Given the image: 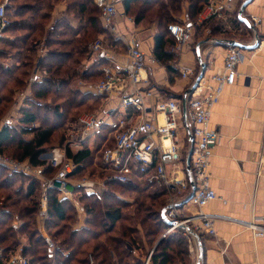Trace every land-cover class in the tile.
Returning a JSON list of instances; mask_svg holds the SVG:
<instances>
[{"label":"trees","instance_id":"1","mask_svg":"<svg viewBox=\"0 0 264 264\" xmlns=\"http://www.w3.org/2000/svg\"><path fill=\"white\" fill-rule=\"evenodd\" d=\"M59 1L62 0H10L6 6L7 16L13 22L12 29L20 32L14 41H6V45L16 48L20 57L17 56V62L11 68L0 69V73L7 78L6 81H0V95L6 92V95L0 98V105L2 101L13 99L15 90L13 87L11 89L10 85H21L23 78H28L29 74L31 75L28 84L31 85L32 98L27 99L26 105L21 109L19 128L6 126L0 129V154L7 155L5 148L14 145L20 156L16 160L20 162L28 160L33 167L45 166L46 162L40 160V157L54 148L64 146L68 136V119L73 109L82 108L88 102L103 104L105 96L96 95L90 91L91 89L87 92L71 89L75 79L89 83L90 87L94 86L103 78V68L109 66L101 56L91 67L84 66V63L94 56L91 46L100 38L90 43L94 38L92 35H104L109 40L108 44L113 47L120 44L119 40L102 27L101 10L95 0H81L83 2L81 4L75 0L67 1V15H74L73 11L77 10L79 13L76 15L84 23L83 26L74 27L68 17L63 16L54 20L53 25L47 30V24L52 21L53 12ZM211 1L125 0L123 7L125 16L132 18L138 27L157 25L158 35L155 38L154 54L161 63L169 65L174 60L167 48L175 47L176 42L169 33L168 26L180 23L177 19L183 12L184 3H188V22L193 24ZM94 13H97V16L92 15ZM44 37L46 38L43 46L48 52L44 54L40 63V70L43 73L38 78L39 81L31 82V72L38 56L36 45L42 42L38 38ZM21 52H25V55ZM14 74L19 75L15 78ZM50 101L57 103L54 107H44L47 112L43 115L44 108L41 104L42 102L48 104ZM60 101H63L62 104ZM71 118L74 119L72 116ZM106 129L109 130V135L105 137ZM28 135L31 137L26 139L25 136ZM96 138L100 142L96 144L95 141L94 151L87 147L75 154L70 149L67 150L68 158L77 166L72 177H77L81 171H85L106 140H108L106 147L112 146L114 142L108 127H105ZM100 171V178H104L106 174L104 175L101 167ZM46 172L52 177L55 170L49 168ZM25 176L29 177L16 173L9 175V170L0 166V210L10 211V214H3L0 217V245L7 256L17 248V235L13 232L11 223L12 215L18 214L23 221L20 234L27 241L24 246L25 255L31 264H53L52 254L38 226L43 216L41 210L43 187L37 179ZM143 180L144 178H136L129 184L108 181V187H118L129 193H137L134 203L131 204L143 232L137 226L121 224L134 219L125 216L121 205L117 207L112 205L119 200L113 189L106 191L102 199L87 195L81 198L84 202L86 220L84 228L80 230L74 229L77 223L75 207L67 200H60L57 190H50L45 228L57 245L56 264H89V255H92L98 264H147L148 260L150 264H192L188 242L182 230L165 238L161 236L170 224L162 217L165 205L161 202L159 211L156 209L158 206L154 205L155 203L158 205V201L167 196L165 189L150 191L151 185L148 181L146 184L142 183ZM153 207L156 211L154 215L151 211ZM138 234L144 236L139 237ZM65 253H69L66 258Z\"/></svg>","mask_w":264,"mask_h":264},{"label":"built area","instance_id":"2","mask_svg":"<svg viewBox=\"0 0 264 264\" xmlns=\"http://www.w3.org/2000/svg\"><path fill=\"white\" fill-rule=\"evenodd\" d=\"M124 1L95 0L101 10V22L104 29L113 33L117 40L126 45L129 61L126 65L115 64L104 67L103 78L91 89L99 96L119 94L118 104L100 117L93 114L81 115L78 125L82 131H72L64 148L53 149L48 158L44 157L45 153L40 157L42 161H49V165L33 167L28 160L15 161L0 154V166L11 172L31 176L42 184L41 210L43 216L40 221V233L52 254L53 264H56L57 245L45 228L48 218V192L57 190L60 200H67L75 207L77 217H86L85 207L81 204L80 197H77L69 181L77 166L68 158L67 150L78 152L86 147L89 148V145L95 141L91 138L97 136L105 127L110 128L114 139L112 146L106 147V144H103L100 151V161L105 169L103 171L110 175L107 180L129 184L136 178H144L149 183L158 184L167 189L170 203L166 207L165 217L169 224L175 226L168 230L163 238L175 228L180 229L182 226L181 230L185 235L193 236L194 232L190 224H198L196 226L198 229L215 235L214 222L219 217L208 215L203 211L204 207L218 199L216 192L210 187V181L212 177L211 159L220 137L210 129V119L213 108L220 102L225 87L235 82L236 69L242 59L241 53L237 49L228 52L223 71L212 77L216 86L209 87L206 94H203V79L192 93L191 87L185 94L184 102L187 111L185 123L188 129L186 134L189 133L194 142L193 144L191 142L189 147V154L192 151V159L188 173L184 165L185 145L181 136L182 103L174 99L156 100L155 118L152 121L146 119L145 99L153 98L155 95L151 90L144 91L140 88L142 84L148 83L147 55L139 47L137 39L123 34L116 23L118 10ZM239 1L243 0H212L200 14L197 24L203 26L212 19L223 17L226 12H231L234 3ZM6 6L7 1L0 4V38L10 24L7 19ZM253 21L257 22V19L253 18ZM196 27L191 23H175L168 26L169 33L175 39L177 50L192 41L197 32ZM106 48L103 40L99 39L91 46V51L108 57ZM182 75L184 78H190L192 72L183 71ZM131 111L141 113V117L133 123L129 119ZM7 125L9 123H5L4 127ZM48 168L55 170L54 176H47ZM258 177H264V156L259 163ZM104 183L84 179L75 188L82 189L85 195L96 196L99 190H102ZM174 193L182 195V200L175 199ZM188 198H191L189 204L196 209V212L184 218L178 215L177 209ZM3 214H10V211L0 210V217ZM12 216L11 227L18 236V247L7 256L4 248L0 246V263L31 264L30 259L25 255V242L20 234L23 221L18 214ZM241 224L252 232L255 238H264V216L251 223ZM64 256L68 257L69 253H65ZM149 262L150 260L147 264ZM89 263L98 264L92 255L89 256Z\"/></svg>","mask_w":264,"mask_h":264},{"label":"crops","instance_id":"3","mask_svg":"<svg viewBox=\"0 0 264 264\" xmlns=\"http://www.w3.org/2000/svg\"><path fill=\"white\" fill-rule=\"evenodd\" d=\"M5 1L9 5L10 0H1L2 3ZM246 1L248 0L234 3L231 12H226L223 17L212 19L203 26L197 24V18L193 22L197 26V32L192 41L179 50L176 46L167 48L174 60L169 65L161 63L154 54L155 38L158 35L156 24L138 27L132 18L125 16L123 5L116 18L119 30L128 37L136 38L139 47L147 55L148 83L142 84L140 88L144 91L151 90L155 95L145 99L148 121L155 118L156 100L174 99L183 105L185 94L197 81L203 65L206 67L202 80L203 94H206L209 87L216 86L212 77L223 71L228 52L237 49L241 53L242 59L236 69L235 82L225 87L210 119V129L220 137L211 159L210 181V187L216 192L218 199L209 203L203 211L219 219L214 222L215 235L204 230L200 232L204 253L200 264H264V238H255L241 224L251 223L264 216V177H258L259 163L264 156V0H253L243 13V18L256 31L239 20V12ZM58 10L63 12L65 8ZM187 10L186 2L182 15L177 19L180 24L190 23ZM256 37L260 40L256 49L243 50L232 45V42H239L249 46L254 44ZM198 48L202 64L197 55ZM105 51L108 57L101 53L94 55L84 66L91 67L99 56L109 65H126L129 61L126 47L121 41L119 46H107ZM183 71H191L192 76L184 78ZM118 102L117 93L105 96L103 114L114 108ZM140 115L138 111H131L129 119L133 123ZM181 124V136L185 145L184 165L187 167L192 140L189 133L186 134L188 129L183 116ZM94 144L95 141L89 148ZM185 202L180 207H193ZM192 210L193 213L196 212L194 207ZM85 220L84 216L78 217L74 229L84 228ZM194 254L190 255L196 264L199 252Z\"/></svg>","mask_w":264,"mask_h":264},{"label":"rangeland","instance_id":"4","mask_svg":"<svg viewBox=\"0 0 264 264\" xmlns=\"http://www.w3.org/2000/svg\"><path fill=\"white\" fill-rule=\"evenodd\" d=\"M67 1L69 2L70 0H65V1L62 0V1H59L58 4H56V8H55V10L53 12V16H52V21H50L49 24H47V27H46L47 30L49 29V27L51 25H53V21L54 20H58V19L62 18L63 16H65V17L67 16L68 19H69V21H70V23H71V25H73L74 27H81V26L84 25V23L81 20H79V18L77 17L78 15H76L77 13H79L77 10L76 11H73V14L74 15H67V5H68V2ZM71 1H73V0H71ZM75 1H79L78 4L83 3L81 0H75ZM0 4H2L1 0H0ZM60 8H65V10L63 12H59L60 10H58V9H60ZM75 9H76V7H75ZM92 15H96L97 16V13H94ZM76 18H78V20ZM7 19L9 20L10 24L3 31L2 36L0 38V41H1V44H0V69L1 70H2V68H4V69L11 68L17 62L16 61L17 56L20 57V54H19V52H18V50L16 48L14 49V48L8 47L6 45V41H8V42L14 41L15 40V37L18 36V34L20 33L19 31H14L12 29L13 27H11V26L13 25V22H12V20L10 18H8V16H7ZM102 27H103V25H102ZM7 30H9V31H7ZM107 32L110 35H112L113 37H115L113 33H110L109 31H107ZM92 36H94V38L90 41V43H92L96 38L100 37L99 39L103 40V43H104V46L105 47L106 46H110V44H108L109 42H107L109 40L106 39L104 35H96V34H93ZM102 36H104V38ZM45 38L46 37L41 38V39L38 38L42 42L40 44L38 42L37 45H36L37 46L36 48L38 49V53H37L38 56H37L36 61H35L36 65L34 66L32 72H31L32 73V77H31V80H30L31 82H34L35 80L36 81H39L38 78L43 73L40 70V63H41V59L43 58L44 54H46L48 52L47 48L45 46H43L44 41H45ZM99 39H97V41ZM124 46L126 47L125 44H124ZM21 53L23 55H25V52H21ZM93 54L94 55H97L99 53H93ZM80 68L81 67H77V69H80ZM18 75L19 74H14L13 77L17 78ZM30 75L31 74H29V77H30ZM29 77L28 78H26V77L23 78L22 77L23 78V83L21 85H17V86H15L13 84H11L12 86L10 85V88L13 87V89L15 90V94L12 97L13 99H11L10 101H7V102L6 101H2L1 102V105H0V129L4 127L5 123H9V125H7L9 127H14V128H16V127L19 128L20 127V124H21L20 118L22 117L21 109L24 107V105H26V103L28 101L27 99H31L32 98L31 85L28 84ZM6 79L7 78L3 74L0 73V81H6ZM88 88L91 89L92 86L90 87V84L89 83L82 82V80H78V79H75L74 82L71 84V89H73V90H81L82 92H87ZM67 89H69V88H67ZM7 90H8V88H7ZM91 92H94V91L91 89ZM95 93L96 92H94V94ZM3 95H6V92L1 93L0 98ZM96 95H98V94H96ZM62 102L63 101H60L59 103L62 104ZM55 103H57V102H55ZM55 103L52 102V101H50L48 104H46V102H42L41 106H42V108H44V107H54ZM103 111H104L103 110V104L102 105H98V103L95 104L94 102H88L86 104V106H84L82 108L73 109L71 111V114H72L71 116L74 117V119H72L71 116L68 119L69 123H68V128H67L68 129L67 130V135H68L67 136V141H66V143L64 144L63 147H57V148H64L66 146L67 142H68V139L70 138V133L72 131H76V130L78 131V130L81 129V127L78 125V119H79V117L81 115H83V114H93V115H98L100 117V116L103 115ZM42 112H43V115H45L46 112H47V109L44 108L42 110ZM71 126H72V128H71ZM81 131L82 130H80L79 132H81ZM108 132H109L108 129H106L104 131L105 137L109 135ZM25 137H26V139H29L31 136L28 135V136H25ZM96 137L97 136H93L91 139H95L96 144H97L98 142H100V140L99 139L96 140L97 139ZM107 141L108 140H106L105 143H103V144H106ZM94 147H95V144L90 147V148H92L91 149L92 151L95 150ZM96 147H97V145H96ZM54 149H56V148H54ZM5 151L7 153L6 156L9 155L8 157L11 158V159H13V160H15V161H17L16 159H19L20 158L19 153H18V151H17V149H16V147L14 145H8L5 148ZM51 151L52 150H50L47 153H45L46 155L44 157L48 158L49 155H50V153H51ZM100 151H101V148H100L99 151H97L96 156L93 159V161L89 162V165H87V167L85 168V171L83 170L84 172L81 171V173L78 174L77 177H72V176L70 177V180H69L70 181V184L73 185V188L75 190V193H76L77 197H80V201H81V198L83 196H86V195L83 194L82 189H76L75 188L76 185L79 182H83L84 179L94 180L97 183H103V182H105L103 184L104 186H103L102 190L100 189L99 190V194H97L95 197H97L99 199H102L103 198V195H104V193L106 191H109V190H112L113 189V191L118 196L117 198L119 200L116 201V202H114V203H112V205L114 207H117V205H121V207L123 208V211H124L123 213L125 214V216L134 219V220L128 221L126 223L125 222H122L121 224L122 225H132L134 227L137 226L138 228H140L141 227L140 224H139V221L140 220H137L135 218V216H134L135 215L134 214V207H132V204H131V203H134L133 201H134V198L137 197V193H129V192H127V191H125V190H123L121 188H118V187H113V188L108 187V180L107 179H108V177L110 175L107 172L103 171L105 169L102 166V163L100 161ZM73 153L74 154L77 153L76 150L73 151ZM48 163H49V161L46 162L47 165H49ZM49 167H51V166H49ZM100 167L102 168V171L104 172V175L106 174V176L104 178L103 177L100 178V175H99L101 173ZM15 173L18 174V175H20V173L11 172L9 170V175H12V174H15ZM46 174H47V172H46ZM21 175H23V174H21ZM53 175H55V173H53ZM47 176L49 177V175H47ZM26 178H30V176L29 177H26ZM146 181H147V179H144L142 183L146 184L147 183ZM149 185H151L150 186L151 187L150 191H156V190H159V189L160 190H162V189L164 190L165 189V192H166L167 196L165 198L163 197L162 200H159L158 201V205L155 203L154 206H158L156 209L159 211V209L161 207V202H162V204L165 205V208H166L169 205V203H170V195H169L167 189L164 188V187H161L158 184H154V183H149ZM173 197L175 199L181 200L182 195L177 194V193H174ZM81 204L84 206L83 199L81 201ZM148 204H150V202H148ZM192 209H193V207H191V206L188 207L187 209H184L183 207H179L177 209L178 210V215L179 216L181 215L184 218L190 217L191 214H193V212H192L193 210ZM151 211H152L153 215L156 212L154 207H153V209ZM77 219H78V217H77ZM127 223H129V224H127ZM197 225L198 224H196V225L195 224H190L189 226L191 227L192 231L195 234H197V235L200 236V232H202V231L200 229H198V227H196ZM38 226H40V222H39ZM140 229L143 232V229L142 228H140ZM170 229H172V227L169 225L167 231L170 230ZM180 230H181V228L180 229H176L175 228L173 231L170 232L169 235H173L174 233H177ZM167 231L165 233H162L161 236H165V234L167 233ZM160 233H161V231H160ZM182 233H183L184 237L187 239L188 249H189L190 254H193V253L196 254V253H198L199 252V245H198V241L195 238V236L185 235L184 231H182ZM143 234H141V235L138 234V236L139 237L144 236ZM23 240H24V242L27 243V241L24 238H23ZM16 241L18 242V236H16ZM88 261H89V257H88ZM197 262H198V259L196 261V264H197ZM192 264H194L193 263V260H192Z\"/></svg>","mask_w":264,"mask_h":264},{"label":"water","instance_id":"5","mask_svg":"<svg viewBox=\"0 0 264 264\" xmlns=\"http://www.w3.org/2000/svg\"><path fill=\"white\" fill-rule=\"evenodd\" d=\"M252 1H253V0H248V1H246V2L243 4V6H242V8H241V10H240V12H239V20H240L242 23H244L248 28L252 29L253 31H256V30H255V27H254L253 25H251L250 22H249L246 18H243V13H244V11H245V8H246L247 5H249ZM259 44H260V40H259L257 37L255 38V42H254V44L249 45V46L243 45V44H241V43H239V42H232V45H233L234 47H237V48H240V49H243V50H251V49L253 50V49H256V48L259 47ZM197 55H198V58H199L200 63L202 64V59H201V54H200V49H199V48L197 49ZM205 70H206V67H205V65H203V66H202V72H201L200 76L198 77L197 81L195 82V84L193 85V87H192V89H191V93L197 88V86L199 85V83L201 82V80L204 78ZM183 117H184L185 120L187 119V111H186V105H185V102L183 103ZM191 140H192V144H193V143H194V142H193V139L191 138ZM191 159H192V151L190 152V154H189V156H188V158H187V171H188V173H189L190 168H191ZM190 199H191V198H188V199L186 200L185 203L187 204V203L190 201ZM165 212H166V208H164L163 211H162V217H163L164 219H166V217H165ZM170 226L173 227V226H175V225H174V224H170ZM180 228L183 229V226L180 227ZM193 236H195V238H196L197 241H198V245H199V258H198V262H197V264H200V262H201V260H202V258H203V254H204V253H203V248L201 247V243H200V237H199V235L193 233Z\"/></svg>","mask_w":264,"mask_h":264}]
</instances>
